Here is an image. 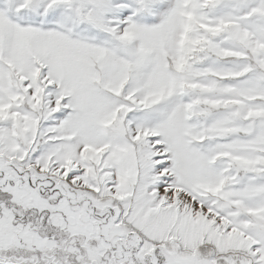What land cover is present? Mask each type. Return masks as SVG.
<instances>
[{"label":"snow or ice","instance_id":"obj_1","mask_svg":"<svg viewBox=\"0 0 264 264\" xmlns=\"http://www.w3.org/2000/svg\"><path fill=\"white\" fill-rule=\"evenodd\" d=\"M0 264H264V0H0Z\"/></svg>","mask_w":264,"mask_h":264}]
</instances>
